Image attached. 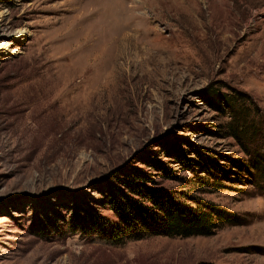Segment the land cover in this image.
<instances>
[{
	"label": "rangeland",
	"instance_id": "374dc122",
	"mask_svg": "<svg viewBox=\"0 0 264 264\" xmlns=\"http://www.w3.org/2000/svg\"><path fill=\"white\" fill-rule=\"evenodd\" d=\"M122 171L238 221L73 235ZM0 264H264V0H0Z\"/></svg>",
	"mask_w": 264,
	"mask_h": 264
},
{
	"label": "trees",
	"instance_id": "16d2710c",
	"mask_svg": "<svg viewBox=\"0 0 264 264\" xmlns=\"http://www.w3.org/2000/svg\"><path fill=\"white\" fill-rule=\"evenodd\" d=\"M223 103L226 108L229 106L228 101L224 100ZM213 104L219 107L216 102ZM229 109L233 110L231 107ZM236 127L230 128L231 135L237 134ZM255 163L260 164L259 161ZM119 175L113 173L116 183L107 184V191L102 192L117 222L107 221L93 211L74 213L66 226L73 235L99 236L114 244H121L152 236H208L220 224L235 225L234 222L238 221L233 214L214 203L189 198L186 199L193 204L180 202L178 197L167 191L151 187L150 179L139 172L127 175L122 171ZM171 175L167 174L168 179H171ZM205 183L203 178H198L199 186Z\"/></svg>",
	"mask_w": 264,
	"mask_h": 264
},
{
	"label": "clouds",
	"instance_id": "9594fccd",
	"mask_svg": "<svg viewBox=\"0 0 264 264\" xmlns=\"http://www.w3.org/2000/svg\"><path fill=\"white\" fill-rule=\"evenodd\" d=\"M20 31H22V30H20Z\"/></svg>",
	"mask_w": 264,
	"mask_h": 264
}]
</instances>
